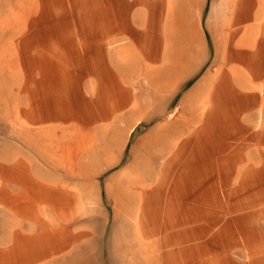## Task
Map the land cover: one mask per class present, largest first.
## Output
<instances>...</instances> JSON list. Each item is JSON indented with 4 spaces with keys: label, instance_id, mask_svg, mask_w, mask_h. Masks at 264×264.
Instances as JSON below:
<instances>
[{
    "label": "rangeland",
    "instance_id": "obj_1",
    "mask_svg": "<svg viewBox=\"0 0 264 264\" xmlns=\"http://www.w3.org/2000/svg\"><path fill=\"white\" fill-rule=\"evenodd\" d=\"M107 1L118 5V0L57 1L54 59L45 53L41 63L19 66L17 39L0 37V165L22 158L31 179L58 187L65 197L60 217L56 210L42 204L39 214L46 224L60 223L69 234L68 241L53 257L49 254L37 260V257L10 253L12 230L16 229L11 225L12 221H19L17 231L24 235L34 231L35 227L27 219L13 217L0 204V264H258L254 261L264 260V209L260 210L264 208H260L264 206V198H261L264 193L253 196L254 205L248 209L250 213L246 219L237 216L247 211L245 208L234 211L229 205L238 202L244 206L242 197L245 193L264 190V136L247 137L232 175L229 176V170L226 178L221 175L217 180L221 198H212L214 192L205 189L203 202L199 204L203 212L196 213L199 220L175 225L173 230H168L173 235L171 240L165 243L155 241L157 235L146 240L135 237L133 207L124 199L127 198L126 190L121 188L122 193H119L117 186L127 180L132 169L138 138L158 124L181 123L189 99L196 95L194 87L204 83L212 68L259 66L262 72L253 79V84L257 86L256 93L264 97V0H243L241 3L246 27L242 41L245 47L235 51L237 56L233 61L228 58L232 49L228 47L226 54L223 50L230 42L227 19L234 10V0H165L163 14L167 21L164 25L158 20L159 15L156 17L159 30L149 58L145 59L138 52L127 34L115 35L111 40L105 38L98 47L106 63L120 66L124 73L123 108L117 110L114 104H109L108 110L101 112L99 108L92 118L84 111L66 118L44 116L40 112L39 119L32 124L20 109L35 107L38 99L32 101L25 93L20 94L22 83L27 81L32 89L35 79L43 82V88H52L60 66L70 71L75 66H86L90 49L95 44L91 40V15H99ZM14 4L15 0H11L12 8H15ZM139 10L140 23L137 25L144 27L148 15L147 12L144 14L143 7L139 6ZM10 13L5 1L0 0V36L5 30V18H12ZM41 23L43 25V21ZM18 25L13 22L9 27L15 31ZM39 37L45 47L47 28ZM232 44L234 46V39ZM122 47L124 50L118 51ZM89 78L86 74L79 87L86 99L90 98ZM234 86L239 88L235 83ZM73 99L71 105H74ZM133 102H137L138 107L132 108ZM237 118L251 131H264V104H254ZM217 120L221 126L225 125L216 126V138L220 128L234 129L227 116ZM33 127L50 131L55 139L64 143L62 157L54 167L42 157L46 150H54V142L50 143L48 138L38 139ZM194 140L186 151L195 157L198 147ZM197 159H190L192 166L206 163L204 157ZM214 163L202 166L206 172L229 169ZM2 169L0 166V175ZM246 170L259 173L251 178L248 174L245 178ZM202 178V185L208 186L205 182L207 174ZM250 179L254 181L250 182ZM2 188L18 191L13 183L5 180V175L0 176V190ZM24 192L30 194V189ZM168 195L167 191L150 195L144 208L149 227H156L155 222L163 218ZM173 205L176 213L171 218L192 219L194 214L188 213L186 208L190 205L186 201L176 199ZM214 219H219L215 225L211 224ZM208 223L212 226L208 231L199 228ZM213 234L216 239H212ZM227 244L230 246H225Z\"/></svg>",
    "mask_w": 264,
    "mask_h": 264
},
{
    "label": "crops",
    "instance_id": "obj_2",
    "mask_svg": "<svg viewBox=\"0 0 264 264\" xmlns=\"http://www.w3.org/2000/svg\"><path fill=\"white\" fill-rule=\"evenodd\" d=\"M3 1L7 4L12 18H5V30L2 32L3 36L0 37L17 39L19 66L41 63L45 53L54 59L56 57L55 28L58 0H15V8H12L11 0ZM242 2L243 0H234V10H231L227 19L230 42L224 45L223 53L226 54L228 47L232 49L229 51L228 58L230 61L236 59L237 50H242L245 47L242 42L245 39L246 30L240 11ZM164 3L165 0H118V5L115 6L107 1L99 15H91L93 17L90 20L93 26L91 40L95 44L90 49L87 65L75 66L72 71L65 66H60L52 88H43L41 80L33 79L34 86L29 89L28 82L24 80L20 94L25 93L27 99L32 101L38 99V105L20 109V113L31 120L33 124L39 119L40 112L44 116L66 118L76 116V112L84 111L92 118L99 108L101 112L108 110L109 104H114L113 106L117 110L123 108L121 97L124 73L120 66H109L103 52L98 51V47L102 45L105 38L111 40L115 35L127 34L138 52L145 59L149 58L152 54V43L159 30L155 24L156 17L159 15L158 20H161L164 25L167 21L163 14ZM139 6L143 7L144 14L147 12L148 15L144 27L137 25L140 23L138 20ZM13 15L16 16L15 19H13ZM13 22L19 24L15 31L9 27V24ZM44 28H47L48 38L46 46L42 47L39 36ZM233 39L235 40L234 46L232 44ZM122 50H124L123 47L118 49V51ZM261 72L262 69L259 66H219L216 69L212 68L208 71V77L204 79V83L194 87L196 95L189 99L190 104L181 123L158 124L138 138L132 169L127 180L122 183L123 185L117 186L119 193H122V189L126 190L127 198L124 199H127L128 205L133 207L131 215L136 238L146 240L157 235L155 241L163 240L164 243L170 241L173 235L169 234V231L173 230L175 225L199 220L196 213L203 212L199 204L203 202L205 189L214 192L212 198H221L217 188V180H220L221 175L226 178L229 170V176L232 175V169L236 167L237 161L240 159L238 154L244 141L249 137L257 139L260 135L264 136V131L260 133L256 130L251 131L247 124L237 120L239 114L247 112L254 107V104L260 103V106L264 104V97L256 93L257 86L253 84V79L260 76ZM86 74L90 77V98L87 99L82 95L79 88ZM234 83L239 88H236ZM78 96L80 98H77ZM73 97L74 105H71L70 100ZM42 98L44 102L43 100L41 102ZM135 107H138L137 102L132 103V108ZM223 116L231 119L234 129L227 130L224 128L223 130L220 128L222 130L218 132L216 138V126H221L217 119ZM27 130H30V127H27ZM33 130L38 135V139L48 138L50 143L54 142V150H46L47 152L42 156L46 163L54 167L62 157L61 154L65 148L64 143L55 139L56 136H52L50 131L42 127H33ZM51 137H54L53 140ZM192 140L197 142L198 147L195 157L193 153L188 155L186 151ZM201 148L203 151H200ZM202 157L206 160V163H202V165H215L214 162H217L216 165L226 166L229 169L222 172L219 170L217 173L210 169L206 172L201 164L192 166L193 163H190V159L199 160ZM197 163L199 164V161ZM0 166H3L1 170L3 174L0 176L5 175V180L18 188V191L2 188L0 190V204H3L13 217L27 219L35 227L33 228L34 231L24 235L18 232L19 221L12 218L14 222L12 221L11 225L16 229L12 230L13 244L9 252L27 257H37V260L39 257L49 254L52 257L55 256L60 251L61 246L68 241L69 234L65 232L67 228L61 226L60 223L53 226H50L49 223L46 224V221L39 214V208H41V204L43 207L47 206L50 210H56L58 217H60V210L63 209L61 206L65 201L62 192L54 185H46L39 180L31 179L26 174V164L22 158L10 160L6 165ZM257 173L259 172L250 170L244 176L247 178L249 174L251 178L252 175H258ZM206 174L208 179L205 182L208 186H203L202 175L205 176ZM253 181L250 179V182ZM25 189H30V194L25 193ZM166 191L169 193L167 211L160 221L155 222L156 227H149L145 218V205L150 195L160 192L166 193ZM257 193L262 194L264 190L245 193L242 197L245 199L244 206L235 202L229 205L230 209L233 208L234 211H237L238 208H245L247 211L241 212L237 216L246 219L250 213L248 209L254 205L253 196H256ZM176 199H183L184 203L186 201L187 205H190L186 209L188 213L194 214L191 220L171 218L176 213L173 210ZM178 202L177 200L176 204ZM261 207L264 206L261 205ZM262 209L264 208L260 210ZM205 212L207 213L208 210ZM230 221L228 223L231 224ZM218 222L219 219H214L211 224L215 225ZM199 228L208 231L212 226L208 223L206 226H199ZM220 229L221 227L216 230L217 233ZM216 238L213 234L212 239ZM254 262L264 264V260ZM251 264L256 263L252 262Z\"/></svg>",
    "mask_w": 264,
    "mask_h": 264
}]
</instances>
